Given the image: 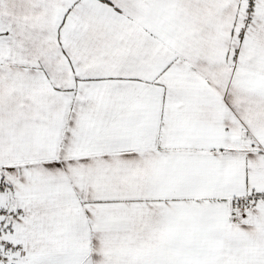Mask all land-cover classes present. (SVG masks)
Returning a JSON list of instances; mask_svg holds the SVG:
<instances>
[{
  "label": "snow or ice",
  "instance_id": "snow-or-ice-1",
  "mask_svg": "<svg viewBox=\"0 0 264 264\" xmlns=\"http://www.w3.org/2000/svg\"><path fill=\"white\" fill-rule=\"evenodd\" d=\"M0 264H264V0H0Z\"/></svg>",
  "mask_w": 264,
  "mask_h": 264
}]
</instances>
